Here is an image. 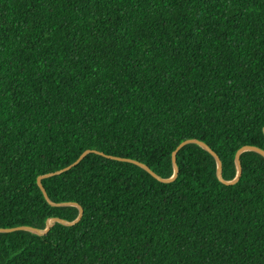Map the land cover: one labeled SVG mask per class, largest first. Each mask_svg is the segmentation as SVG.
<instances>
[{
	"label": "trees",
	"instance_id": "16d2710c",
	"mask_svg": "<svg viewBox=\"0 0 264 264\" xmlns=\"http://www.w3.org/2000/svg\"><path fill=\"white\" fill-rule=\"evenodd\" d=\"M263 129L264 0H0V264H264L261 154L161 181Z\"/></svg>",
	"mask_w": 264,
	"mask_h": 264
},
{
	"label": "water",
	"instance_id": "95a60500",
	"mask_svg": "<svg viewBox=\"0 0 264 264\" xmlns=\"http://www.w3.org/2000/svg\"><path fill=\"white\" fill-rule=\"evenodd\" d=\"M263 133H264V129H263ZM187 143H195L197 144L198 146H200L201 148L207 150L214 158L215 162H216V176L217 178L224 184H232L234 183L238 176L240 175V166H239V161H238V157L239 155L244 152V151H254V152H257L259 154H261L263 157H264V152L260 149H257V148H254V147H243L241 149H239L235 155V162H236V166H237V173H236V176L234 177V179L230 182H226V181H223L221 179V164H220V161H219V158L215 155V153H213L212 151H210L208 149V147H206V145H204L203 143L199 142V141H194V140H188V141H185V142H182L180 143L176 148L175 150L172 152L171 154V157H172V161H173V166H174V173L172 175V177L168 180H161L163 182H168L172 179H174L176 173H177V169L175 167V154L176 152L185 144ZM88 153V151H85L83 152L76 161H74L73 163H71L70 165L62 168L61 170L57 171V172H54V173H49V174H45V175H42V176H39L37 177L36 179V184L38 186V188L40 189L41 193L43 194L44 198L48 201V198H47V195H46V192L41 184V179L43 178H46V177H49V176H52V175H56V174H60L62 172H65L67 170H70L72 167H74L86 154ZM110 159H113V160H117V161H121V162H130V163H133V164H136L140 167H142L143 169L147 170L152 176H154V174L149 171L144 165L140 164V163H137L131 159H127V158H118V157H110V156H106ZM68 205H73L75 207L78 208V217L75 221H77L80 216H81V213H82V210L81 208H79L76 204H68ZM53 222H57V223H60V224H63V225H70L72 223H68V222H65L63 220H60V219H56V218H52L48 221L47 225L45 226V228L43 230H37V229H33V228H29V227H23V226H20V227H14V228H9V229H0V232H13V231H16V230H23V231H29L31 233H34V234H37V235H44L45 233L48 232L51 224Z\"/></svg>",
	"mask_w": 264,
	"mask_h": 264
}]
</instances>
